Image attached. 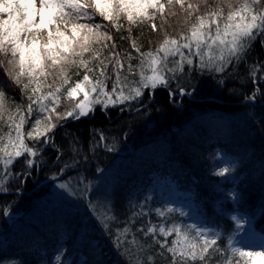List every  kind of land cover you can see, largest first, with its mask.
<instances>
[{
    "label": "trees",
    "instance_id": "1",
    "mask_svg": "<svg viewBox=\"0 0 264 264\" xmlns=\"http://www.w3.org/2000/svg\"><path fill=\"white\" fill-rule=\"evenodd\" d=\"M175 22L170 21L179 25ZM162 37L145 29L144 50L158 47ZM133 55L138 54L133 50ZM258 62H264L260 43L244 61L233 60L227 74L187 71V65V77L178 72L167 86L142 90L141 97L122 105H93L87 117L54 129L63 153L59 161L56 148L35 145L42 155L32 158L30 174L0 193V264H95L100 248L103 264H137L143 254L132 240L151 242L137 229L165 220L152 211L157 208L177 210L166 227L175 218L181 225L220 232L224 242L237 232L233 216L264 235V73ZM254 64L257 75L249 79ZM186 79L195 87L191 95L179 91ZM10 96L24 102L16 91ZM82 96L63 98L58 111ZM73 141L78 152L70 151ZM66 163L72 166L64 168ZM224 168L230 171L219 175ZM13 170L21 174L19 166ZM0 177L9 180L3 171ZM59 182L69 184L71 197H58L48 209V196ZM159 238L171 243L177 237Z\"/></svg>",
    "mask_w": 264,
    "mask_h": 264
},
{
    "label": "snow or ice",
    "instance_id": "2",
    "mask_svg": "<svg viewBox=\"0 0 264 264\" xmlns=\"http://www.w3.org/2000/svg\"><path fill=\"white\" fill-rule=\"evenodd\" d=\"M173 20L182 25L180 30L172 26ZM145 29L149 34L163 33L158 47L144 50ZM257 43L264 44V0H0V171L9 177L8 181L0 177V193L30 174L36 163L32 158L39 159L38 152L42 155L35 145L56 148L59 161L63 153L55 145L53 130L68 120L87 117L95 110L93 105H122L141 97L142 90L167 86L175 73L187 77L185 65L193 64L189 58L193 48L200 56V70L227 74L226 67L233 60L244 61ZM177 54L180 60H172L174 67L169 68L168 58ZM258 63L264 73V62ZM248 71L249 79L257 75L255 64ZM165 72L173 75L166 79ZM13 91L22 94L24 102L16 103L10 96ZM179 91L191 95L195 87L186 79ZM81 92L83 99L58 111L63 98L71 101ZM92 93L97 95L90 99ZM248 99H255V92ZM103 139L101 133L99 140ZM76 143L70 144V151L78 152ZM16 166L21 169L19 176L13 170ZM71 166L66 163L64 168ZM229 171L224 168L218 174ZM152 211L165 220L137 229L151 238L147 244L133 238L143 254L137 264L158 260L160 264H264V235L257 243L237 247L234 244L240 242L232 235L224 242L220 232L197 224L181 225L173 218L166 227L175 208ZM231 219L237 231L247 223L236 216ZM128 232L125 228L121 236ZM173 234L177 238L171 243L159 238ZM153 246L161 251L154 252ZM103 258L100 248L95 264H103Z\"/></svg>",
    "mask_w": 264,
    "mask_h": 264
},
{
    "label": "rangeland",
    "instance_id": "3",
    "mask_svg": "<svg viewBox=\"0 0 264 264\" xmlns=\"http://www.w3.org/2000/svg\"><path fill=\"white\" fill-rule=\"evenodd\" d=\"M175 23H177V22H175ZM172 26L175 27L177 30H180L181 27H182V25H180V24L179 25H176L174 23L172 24ZM169 29H170L169 32H171L173 30L172 27H170ZM204 51H205V53H207V48H205ZM192 52H193V55L190 56L189 58L193 60V64L188 65L187 71L192 70V68H199L200 69V56L197 55V54H195V49L194 48L192 49ZM213 52H214V54H218V49L216 48L215 45H213ZM185 55L186 56L188 55V50H185ZM168 59H169L168 67L171 68V67H174V65L171 63V61L172 60L179 61L180 60V56H179V54H177L175 57H169ZM205 62L207 63V55H205ZM185 66H187V65H185ZM144 70H145L146 74H149V75L151 74V70L150 69L145 68ZM204 70H207L209 72L212 71V70L207 69V68L204 69ZM138 71H139V69H137V72ZM212 73H220V72H214V71H212ZM172 75H173L172 73L165 72V78L166 79H167V77L172 76ZM85 90H87V89H85ZM82 95H83V92H82ZM96 95L97 94H93L92 93L91 96H90V99L95 98ZM79 99L80 98H77V101L76 102H78ZM81 99H83V96H82ZM62 183L63 182H59V183H56L55 185H53V187H52L53 188V191L48 196V197H50L49 198L50 199V204H47L46 205V207H48V209H51L50 208L51 207V203L53 204L55 202V200L58 199V197H60V196L71 197V188L69 187V184L66 183V182H64L65 184L68 185V187L67 188H60L59 185L62 184ZM46 198H47V196H45V198H42V199L44 200ZM28 218H30V216ZM251 223L252 222H250V221L249 222L247 221V223H243L242 224V228L239 231H237L236 234L233 236L235 241H239L240 242L238 244H234V246L243 247L244 245H249V244H253V243H257L258 242V239L257 238L260 235H255L253 233L252 228H251V226H252Z\"/></svg>",
    "mask_w": 264,
    "mask_h": 264
},
{
    "label": "bare ground",
    "instance_id": "4",
    "mask_svg": "<svg viewBox=\"0 0 264 264\" xmlns=\"http://www.w3.org/2000/svg\"><path fill=\"white\" fill-rule=\"evenodd\" d=\"M9 214H11V213H9ZM9 214H8V216H9ZM15 217H18V216H20V214L19 213H16V214H13ZM11 216H12V214H11ZM11 216H9V217H11Z\"/></svg>",
    "mask_w": 264,
    "mask_h": 264
},
{
    "label": "water",
    "instance_id": "5",
    "mask_svg": "<svg viewBox=\"0 0 264 264\" xmlns=\"http://www.w3.org/2000/svg\"><path fill=\"white\" fill-rule=\"evenodd\" d=\"M257 81H259V80H257ZM264 81V80H263ZM9 216H11V214H9Z\"/></svg>",
    "mask_w": 264,
    "mask_h": 264
}]
</instances>
